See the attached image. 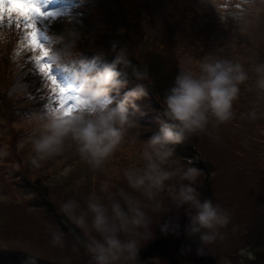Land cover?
I'll list each match as a JSON object with an SVG mask.
<instances>
[{"label": "rangeland", "instance_id": "1", "mask_svg": "<svg viewBox=\"0 0 264 264\" xmlns=\"http://www.w3.org/2000/svg\"><path fill=\"white\" fill-rule=\"evenodd\" d=\"M244 1L182 0L174 12L173 36H169H178L179 47L175 42H172L173 47L167 42L166 49L176 54L181 67L191 68L197 74L200 62L210 56L239 63L248 73L249 78L239 86V95L233 101L232 119L220 124L210 120L208 130L196 134L197 154L187 159L209 162L210 168H196L200 175L194 185L202 186L203 170L209 171L212 177L210 200L227 210L230 221L219 229L220 234L213 243L201 246L196 237L189 238L183 232L189 206L176 207L167 193H163L162 210H147L151 223L135 237L139 243L136 264H261V260L255 259L248 238L252 219H255L252 208L254 188L262 175L259 169L264 165V90L257 87L254 71L257 65L264 64V0H252L248 7ZM46 2L44 11L55 10L62 15L56 21L45 20L42 26L60 36L68 35L67 38L78 32L82 22L72 9L71 0ZM13 7L23 8L16 4ZM152 41L159 42L156 38ZM42 43L46 47L51 45L48 41L42 40ZM55 67L56 61L53 62V74ZM54 75L70 94H76L79 84L73 76ZM47 116V110L34 111L14 121L22 134L16 155L28 176L39 179V184L47 187L48 196L59 212L61 205L69 199L77 200L83 207L92 192L101 197L102 203L109 205L108 194L101 191L105 184L109 192L117 194L116 199H119L120 189L143 199L128 187L123 173L128 168L142 166L140 153L148 138L131 130L130 136L124 135L112 155L95 170L81 158L71 137L65 139L59 154L33 164L32 141L39 136ZM9 148V144L0 138V248L24 251L63 264H95L85 242L90 236L99 239L98 235L94 231L85 234L78 227L81 238H77L64 232L44 207L32 205L31 199L36 195L34 189L22 179L10 177L19 172L17 158L12 152L9 154ZM176 161L182 165L181 161ZM168 183L178 185L180 182ZM165 221L178 223L180 235L162 234L160 225ZM54 232L63 234L62 246L50 243ZM198 247H203L202 254L197 253ZM0 264L17 263L0 261Z\"/></svg>", "mask_w": 264, "mask_h": 264}, {"label": "clouds", "instance_id": "2", "mask_svg": "<svg viewBox=\"0 0 264 264\" xmlns=\"http://www.w3.org/2000/svg\"><path fill=\"white\" fill-rule=\"evenodd\" d=\"M112 51L115 55L111 63L97 66L93 61L83 64L75 73L82 101L80 109L70 117L47 116L39 136L32 141L33 164L59 154L65 139L71 137L81 158L95 170L101 168L120 145L125 126L131 123V116L138 109L136 101L146 97L148 91L143 84H137L121 99H114L112 94L119 96L120 89L128 83L119 67L130 62L117 44L112 45ZM254 71L257 87L264 90V64L257 65ZM137 78L146 79L147 72L137 73ZM248 78L241 64L215 56L200 62L199 74L191 68L181 67L172 87L165 91V119L144 142L140 153L142 166L128 168L123 173L128 187L143 199L123 189L118 191L119 199H116L117 194L109 192L105 184L101 191L108 194L109 205L102 203L96 192L88 195L83 207L74 199L61 205V213L70 222L85 234L94 231L98 235L99 239L90 236L85 242L95 264H136L139 243L135 237L151 223L147 210H162L163 193H167L176 207L189 206L184 235L196 237L201 246L216 240L219 229L228 225L230 215L210 199L202 201L199 198L193 185L200 172L174 160V146L191 135L206 132L210 120L220 124L232 119L233 101L239 95V86ZM173 180L180 183H168ZM179 229L180 225L172 221L160 225L164 235L179 236ZM62 237V233L54 232L50 243L62 246ZM202 252L203 247H198L197 253Z\"/></svg>", "mask_w": 264, "mask_h": 264}, {"label": "trees", "instance_id": "3", "mask_svg": "<svg viewBox=\"0 0 264 264\" xmlns=\"http://www.w3.org/2000/svg\"><path fill=\"white\" fill-rule=\"evenodd\" d=\"M252 3V0L244 1L245 6ZM181 4L182 0H71L72 9L82 22L78 32L71 34V38H67L68 35L60 36L46 29L45 25H40L41 30L49 36L50 54L57 57L54 74H66L75 79V73L81 70L83 64L94 61L97 66H103L111 63L115 55L112 45L117 44L124 50L130 63L119 67L128 83L127 87L120 89L119 96L112 94L114 99H121L125 92L137 84H143L148 91L146 97L136 101L138 109L132 114L131 123L125 126L124 135L130 136L134 131L139 132L137 134L143 138H149L158 130L160 121L165 119V91L172 87L181 69L176 54L166 51L167 42L172 47V42L178 46V36H169H173L174 12ZM154 38L159 42L152 41ZM18 40L19 33L14 28H0V138L9 144V154L12 152L17 158L19 172L10 177L22 179L34 189L36 195L31 199L32 205L44 207L64 232L81 238L79 228L59 212L50 200L47 187L41 186L39 179L28 176L20 163L19 155H16L17 142L22 134L21 128H16L14 121L19 116L30 115L34 111L46 112L50 95L47 83L34 72V64L30 60L32 53L21 51L19 56L16 55L20 48ZM145 71L147 78L138 79L137 73ZM174 147L173 159L181 161L183 166L210 168L207 160H187L198 152L196 134ZM261 169L258 186L254 188V193L252 191L255 219H252L248 240L255 259L257 257V261L259 259L264 264V165ZM203 171L202 186L193 185L202 201L210 199L212 178L209 171ZM0 261L63 264L43 260L24 251L3 248H0Z\"/></svg>", "mask_w": 264, "mask_h": 264}, {"label": "snow or ice", "instance_id": "4", "mask_svg": "<svg viewBox=\"0 0 264 264\" xmlns=\"http://www.w3.org/2000/svg\"><path fill=\"white\" fill-rule=\"evenodd\" d=\"M14 4L21 5L26 11L13 10ZM46 7V0L43 3L42 0H0V28H14L19 33L17 56L21 51L32 53L30 60L34 64V72L49 86V102L46 105L48 115L70 117L80 109V90L70 94V90L52 73L55 58L50 54L49 47L42 43V40L49 42V36L41 30L40 25L49 18L56 21L62 13L44 11Z\"/></svg>", "mask_w": 264, "mask_h": 264}]
</instances>
